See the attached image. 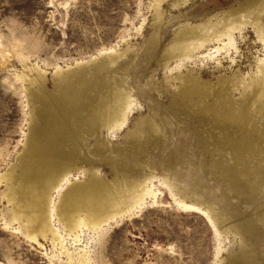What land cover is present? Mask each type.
Here are the masks:
<instances>
[{
  "label": "rangeland",
  "instance_id": "obj_1",
  "mask_svg": "<svg viewBox=\"0 0 264 264\" xmlns=\"http://www.w3.org/2000/svg\"><path fill=\"white\" fill-rule=\"evenodd\" d=\"M153 1L0 0V175H15L22 166L11 170L31 117L28 91L36 90L27 80L39 71L50 93L48 114L58 122L40 144L72 154L70 180L96 176L111 189L103 198L111 194L107 205L113 206L124 205L118 198L130 200L143 177L156 190L104 222L101 234L81 227V239L67 242L71 249L89 248L93 264H231L232 255L238 264H264V88L242 101L250 123L220 128L197 113L198 105L182 106L175 76L191 69L206 81L203 101L222 87L223 100L235 103L242 100L236 80L248 75L256 54L263 55L261 42L248 23L238 52L222 51L218 61L203 46L170 69L178 59L171 47L201 33L202 16L221 9L230 17L246 13L252 0H159L158 16ZM109 46L122 52L82 75V83L69 82L73 76L53 80L55 71L74 69ZM223 74L230 80L218 86ZM66 84L70 90H57ZM122 113L124 121L113 124ZM183 199L212 213L219 234ZM9 204L0 197V264H71L49 240L28 239L14 229L16 221L5 226Z\"/></svg>",
  "mask_w": 264,
  "mask_h": 264
},
{
  "label": "bare ground",
  "instance_id": "obj_2",
  "mask_svg": "<svg viewBox=\"0 0 264 264\" xmlns=\"http://www.w3.org/2000/svg\"><path fill=\"white\" fill-rule=\"evenodd\" d=\"M152 5L154 7V15L158 16L159 0H154ZM230 13V11L221 9L220 12L215 13L213 16L207 14L202 16V22L199 24L201 33L198 35L191 33V35H185V39L171 47L176 52L178 59L170 69H178L185 59L191 57L194 49L203 46L207 48L208 52L206 51V55L218 61L217 54L222 51L228 53L234 50V52H238V37L240 39L244 37L242 29L248 23L251 24L256 39L261 42V47L264 49V0H252L251 8L246 13H240L233 17L229 16ZM245 16H248L249 19H244L243 17ZM236 32H238V36ZM212 48L214 49L210 51ZM3 51L1 49L0 55L4 58L5 53ZM120 52L113 46L100 49L91 59L77 62L74 69L68 68L67 70L55 71L52 76L53 80L56 83H61L64 80H71L70 78L73 76L75 79L69 82L76 81V83H82V75H87V73L98 69L106 62L115 60L114 58ZM98 58L100 59L95 64L88 65L89 62L97 60ZM248 64L250 66L248 75L240 78L239 82L236 80V83L242 85L240 97L242 100H240L241 102L236 101L235 103H228L223 100L224 96L222 93L224 90L222 87L214 88L208 101H203L202 98L205 96L206 89L208 88L207 85L203 84L204 80L201 79L200 75L192 72L193 70L191 69L186 70V72L177 71L175 76L179 78L180 84L182 85V106L196 107L198 105L195 108L197 113L202 114L206 118H209V116L212 117L220 128L225 127L226 124H237V126L245 127L246 124L250 123V120L244 112V104L242 101L245 99L248 100L251 97L250 94L255 93L257 88H264V51L262 56L256 54ZM38 73L39 71L27 80L28 84H35L36 90L31 93L29 92L30 90L28 91L32 105L30 108L31 117L22 150L18 159L16 158L17 164L15 163L16 165L12 166L11 170L14 171L18 164L22 166L15 175L8 173L0 175V181H4V188L0 191V197L10 202L9 206H6L7 212H10V217L4 218V224L5 226H9L12 221H16L14 229L20 231L28 239L34 240L39 245H42L38 240L39 237H42L44 240H49L51 246L58 249V254L64 253L66 255L65 260L71 264H93V257L89 248L86 246L79 247L73 244L71 249L67 245V242L71 241L72 243H76L81 239V227H88L92 232L98 231L97 233L101 234L104 222L123 211L140 206L145 201V196L155 195L156 190L150 185L148 178L143 177L137 181V188L135 189L137 192L130 196V200L126 201L124 197L121 199L118 198V201L124 205L113 206L107 205V200H110L111 203L113 202V196L108 194L107 200L103 198L104 189L107 190L106 184L96 176L86 175L80 181L76 179L70 180V171L74 163L71 160H75L72 159V154L62 152L55 146V143L40 144L39 137L45 135L58 122L48 114L52 106L50 103H47V98L50 96V93L44 88L42 77ZM237 76L239 77V75ZM226 80H230V78L224 74L219 75L215 84L220 86ZM68 84L62 87L58 86L57 90H70L71 86ZM259 94L264 96V93ZM33 99L36 104L32 103ZM235 104L236 107H232ZM124 119L125 114L122 113L113 124L122 123ZM75 123L78 124L77 122ZM110 190L108 187L107 191L109 192ZM179 202L200 210L212 223L216 233L219 234L214 222L216 218L212 213H209V211L194 203H186L184 199L179 200ZM53 254L55 255L54 250ZM229 254L225 256H229ZM57 257L61 259V256L57 255ZM230 259L233 264H238L235 255L230 256Z\"/></svg>",
  "mask_w": 264,
  "mask_h": 264
},
{
  "label": "water",
  "instance_id": "obj_3",
  "mask_svg": "<svg viewBox=\"0 0 264 264\" xmlns=\"http://www.w3.org/2000/svg\"><path fill=\"white\" fill-rule=\"evenodd\" d=\"M100 58H98L97 60H92L91 62L88 63L89 66L95 64ZM240 234V233H239Z\"/></svg>",
  "mask_w": 264,
  "mask_h": 264
}]
</instances>
